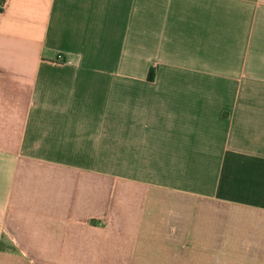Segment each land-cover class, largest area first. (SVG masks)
<instances>
[{"label": "crops", "instance_id": "obj_1", "mask_svg": "<svg viewBox=\"0 0 264 264\" xmlns=\"http://www.w3.org/2000/svg\"><path fill=\"white\" fill-rule=\"evenodd\" d=\"M0 264H264V0H0Z\"/></svg>", "mask_w": 264, "mask_h": 264}, {"label": "trees", "instance_id": "obj_2", "mask_svg": "<svg viewBox=\"0 0 264 264\" xmlns=\"http://www.w3.org/2000/svg\"><path fill=\"white\" fill-rule=\"evenodd\" d=\"M58 61H59V62H63V59H62V57H59V58H58ZM153 75H154V71H153V70H151V71H150L149 78L153 79Z\"/></svg>", "mask_w": 264, "mask_h": 264}]
</instances>
